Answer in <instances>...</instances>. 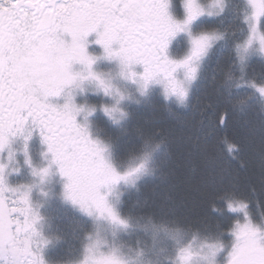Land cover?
Returning <instances> with one entry per match:
<instances>
[{"label": "snow or ice", "instance_id": "obj_1", "mask_svg": "<svg viewBox=\"0 0 264 264\" xmlns=\"http://www.w3.org/2000/svg\"><path fill=\"white\" fill-rule=\"evenodd\" d=\"M181 3L183 20L170 14V0H0V151L10 137L27 133V140L32 129H38L52 163L67 178L66 195L81 204L98 197L105 181L89 179V175L100 164V149L90 138L87 124L77 120L85 113L87 121L95 107L78 106L72 90L94 80L105 96H111L113 85L93 71L99 57L88 52V37L96 35L94 43L103 48L106 59L119 62L124 78L139 83L142 90L162 84L165 98L183 102L202 60L221 39L215 32L192 35L190 26L204 15L212 16L213 7L222 12L223 5L222 0ZM248 3L250 36L236 46L241 72L253 39L264 55V34L258 31L264 0ZM182 32L189 33L190 50L180 60L170 59L166 53L170 39ZM75 64L82 65V70L73 71ZM136 65L143 71H135ZM247 83L264 97V84ZM62 94V105L50 101ZM101 107L110 118L117 111L114 106ZM144 167L141 164L134 171ZM4 168L0 164V264H45L40 248L46 241L38 239L35 226L40 217L32 206L30 188L10 187ZM48 172L44 168L36 174L43 177ZM247 208L246 201L227 202L228 211L244 216V222H236L229 264H264V233L253 224Z\"/></svg>", "mask_w": 264, "mask_h": 264}, {"label": "trees", "instance_id": "obj_2", "mask_svg": "<svg viewBox=\"0 0 264 264\" xmlns=\"http://www.w3.org/2000/svg\"><path fill=\"white\" fill-rule=\"evenodd\" d=\"M224 2L221 14L200 26L219 30L221 39L186 100L156 94L140 108L122 104L119 125L101 117L97 124L122 162L155 147L151 173L122 196L123 212L227 242L239 218L227 202L246 201L252 221L264 226V97L247 83H264V61L248 59L241 72L236 46L247 33L245 7L243 0ZM57 224L60 240L75 229Z\"/></svg>", "mask_w": 264, "mask_h": 264}, {"label": "rangeland", "instance_id": "obj_3", "mask_svg": "<svg viewBox=\"0 0 264 264\" xmlns=\"http://www.w3.org/2000/svg\"><path fill=\"white\" fill-rule=\"evenodd\" d=\"M224 4L225 2L222 0L223 7ZM243 5L245 18H250L252 8L248 0H243ZM175 10H177V14L173 13V8L170 6L169 12L173 18L183 20L185 16L183 7L179 6ZM211 11L214 13L212 16L204 15L190 26L192 35L202 32H215L217 35H221V32L215 28V30L200 29L204 22L221 14L217 7H213ZM246 24L245 39L239 44L250 36L248 22ZM258 31L264 34V15L259 19ZM190 46L189 33L182 32L170 39L166 52L168 54L179 52L185 57ZM258 47L259 42L253 39V45L246 62L254 57L264 61V55L258 51ZM100 55L103 56V53L96 56L99 57ZM205 58L199 66L197 77L201 73ZM106 61L107 63L104 64L100 63L98 59L92 68L94 72L102 74L103 78L113 85L111 96H105L94 80H85L80 88L72 90L73 97H77L76 100L79 102L82 101L81 105H85L86 108L95 107L97 116L103 112L102 105L114 106L117 111L113 113L111 118L107 116L108 118L104 120L106 123L112 121L117 123L115 125H119L123 113H125L124 109L123 112L120 111L122 104L127 107L131 104V106L140 108L142 103L144 104L156 93L165 98L162 84H158L157 87L150 85L146 90H142L139 83L126 79L120 74V66L117 60L106 59ZM239 66L241 67L240 61ZM141 67L136 65L134 70L142 72ZM82 68L83 66L78 71H81ZM195 80L190 83L188 95ZM120 95H123L124 99H120ZM63 98H65L64 94L61 95L62 101ZM165 99L175 101V103L181 102L176 97ZM118 100L119 103H117ZM84 115L85 113H81L78 116V123L87 124L88 131L92 132L91 139L98 142L100 149V164L90 173L89 179L99 177L105 181L99 186V196L95 199H89L85 204H81L74 203L66 195L67 178L62 176L58 166L52 163L51 153L47 149L41 157L49 169V178L46 180L38 177L23 178L25 169L22 170L17 164V159L33 161L29 153L18 151V157L16 153L11 159L8 157V160H14L13 174L17 179L15 186L25 185L29 188L34 186V191L30 192L33 208L36 204L48 206L46 212L37 213L40 219L36 224V229L40 233L38 239L46 241V243H42L40 248L45 264H67L72 260L77 261L76 264H87L90 261L93 264H229L230 253L236 244V222H244L243 213L236 212L239 218L230 231V240L227 242L212 238L204 239L184 228L157 223L149 219H139L126 214L121 206L122 196L146 174L151 173L156 159L155 147L142 149L139 153L131 155L125 162L117 160L110 143L107 140L102 141L95 132L99 130L98 120L91 121L90 115L85 121ZM9 148L12 149L10 146ZM146 156L148 157L147 160H145ZM141 164H145V167L140 168L139 171H134ZM58 176L60 179L56 180ZM61 177H64L65 180L63 181ZM36 188H38L37 191H35ZM53 218L66 221V223L68 221L75 227V229L68 231V236L64 235V239H61L66 242V244H62L67 245L63 251L56 253L58 256H65L61 259L53 257L54 253L50 254L62 242L59 238L54 237L53 225L51 224ZM252 222L261 230L260 223Z\"/></svg>", "mask_w": 264, "mask_h": 264}, {"label": "flooded vegetation", "instance_id": "obj_4", "mask_svg": "<svg viewBox=\"0 0 264 264\" xmlns=\"http://www.w3.org/2000/svg\"><path fill=\"white\" fill-rule=\"evenodd\" d=\"M170 6L173 8V13L177 14V10H175V9H177L179 6H182L181 0H170ZM95 39H96V35L94 33L88 37L87 50L91 55L93 54L94 56H96L97 54L103 53V56L102 55L99 56V62L106 64L107 61H106V58L104 56L103 48L100 45H97L96 43H94ZM94 49H96V50H94ZM167 55L169 56L170 59H174V60H180V59L184 58L182 56V53H179V52L178 53L174 52L173 54L167 53ZM96 61H98V59ZM80 67H82V65H80V64L73 65V71H78L80 69ZM141 71H143L142 67H141ZM151 85L153 87L158 86V84H155V83L151 84ZM156 94H158V93H156ZM76 98H74L75 103L81 105L82 101L80 100V102H79L76 100ZM170 98H172V97H170ZM50 101L52 103L62 105L65 102V98H63V101H62L61 96H60V97H56V98H50ZM168 101H170V100H168ZM96 116H97L96 111H94L91 114L90 120L91 121L97 120V118H100V117L105 118V119L108 118L107 117L108 115H106L104 113V111L99 116H97V117ZM94 124H96V122H94ZM88 132H89L90 138H92V132L90 130ZM95 132L97 133V135H99V138L102 141L106 140L103 137L104 136L103 130L99 129V130H96ZM25 135H27V133H25L23 135H16V136L10 137L9 144L2 151H0V164L5 165L4 173L6 176L7 184L10 187H12V186L16 187L15 184L17 182V179L15 178V175L13 174L14 160H8L9 153H11L13 157L15 156V153H16V156L18 155V151L27 152L31 155L33 161L18 160L17 159V164L20 165L22 170L25 169L23 178L29 177V179H33L35 177H38V178H42L43 180H46L47 178H49V172L46 176H43V177L39 174H36V173H39V171L41 169L47 168V166L44 163V160L41 159L42 153L47 149V145L45 143H43L42 137L40 136V133H39V130L38 129H32V134H31L30 138H28L27 140H25ZM9 146L12 147V149H10ZM34 170H35V173H34ZM61 178L63 181L65 180L64 177H61ZM59 179H60V177L58 176L56 178V180H59ZM37 190H38V188L35 189V191H37ZM31 191L32 192L34 191V186L30 187V192ZM47 208H48L47 205H38V204H36L34 207V209L37 213L46 212ZM58 220H59L58 218H53V221L51 223L53 225L55 238H59V234L57 233V231H58L57 221ZM260 226H261V232L264 233V226H262V225H260ZM54 227H55V229H54ZM57 252H61L59 247H56L55 251L50 252V254L54 253L53 257H55L56 259H58V258L61 259V258L65 257V256H58L56 254ZM76 262L77 261L72 260L71 262H69L67 264H76ZM87 264H93V262L90 261V263H87Z\"/></svg>", "mask_w": 264, "mask_h": 264}]
</instances>
